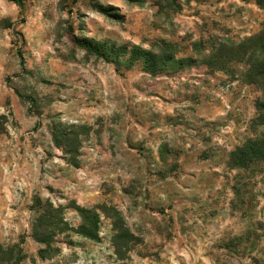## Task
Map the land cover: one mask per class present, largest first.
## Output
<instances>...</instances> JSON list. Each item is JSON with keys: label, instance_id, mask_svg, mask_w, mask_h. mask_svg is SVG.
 <instances>
[{"label": "rangeland", "instance_id": "1", "mask_svg": "<svg viewBox=\"0 0 264 264\" xmlns=\"http://www.w3.org/2000/svg\"><path fill=\"white\" fill-rule=\"evenodd\" d=\"M20 1L0 0V245L19 264H264V159L228 166L264 140V0ZM133 49L172 58L151 74Z\"/></svg>", "mask_w": 264, "mask_h": 264}, {"label": "trees", "instance_id": "2", "mask_svg": "<svg viewBox=\"0 0 264 264\" xmlns=\"http://www.w3.org/2000/svg\"><path fill=\"white\" fill-rule=\"evenodd\" d=\"M16 2L17 4H21L20 0H12ZM87 49L93 51L95 54L106 58L107 54L105 49H103L100 45H91L88 42H85L83 44ZM261 52V58L259 60H256L254 63H251L250 69H248L247 77H252L250 79V82L256 83L260 86L263 95H264V42L259 44L258 47ZM123 52V51H122ZM124 53V52H123ZM131 59L138 60L141 59L143 61L145 69L151 73L155 74L160 68H163L172 58V56L168 55V53L164 54H154L144 49H133L130 52ZM120 55H117V59ZM259 106L264 108V103H259ZM2 117H0L1 120ZM258 159H264V140H251L247 139L242 145L236 146L235 149H233L229 153L228 157V166L230 168H245L249 165V163L258 160ZM36 203L38 205H41L40 199L36 200ZM50 209L43 210V212L39 213L38 217L36 218V221H38L37 228H52L51 226L54 225L51 221L54 220V216H52V212L56 211V209L52 208V205H50ZM62 221H58V224H60ZM88 224H90V227L85 228V226H82L83 230L78 231L81 235L86 236L88 238H95V232L94 228L96 229V223L94 221H86ZM56 224V223H55ZM95 225V226H94ZM93 227V229H92ZM32 237L35 241L49 245L48 236L44 233H39L37 230L33 232ZM17 248V250L14 252V249ZM40 256L43 257L42 253L44 252V249H40ZM16 253L15 257L12 260V257ZM0 254L8 255V261L9 264H19V262L22 260L23 255L21 249L13 245L8 248H3L0 245ZM12 260V261H11Z\"/></svg>", "mask_w": 264, "mask_h": 264}]
</instances>
